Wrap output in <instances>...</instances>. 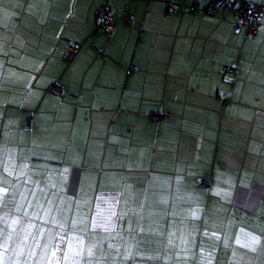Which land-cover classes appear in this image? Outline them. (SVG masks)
Masks as SVG:
<instances>
[{
  "label": "crops",
  "instance_id": "1",
  "mask_svg": "<svg viewBox=\"0 0 264 264\" xmlns=\"http://www.w3.org/2000/svg\"><path fill=\"white\" fill-rule=\"evenodd\" d=\"M232 1L253 39L211 0H0V264H264V0Z\"/></svg>",
  "mask_w": 264,
  "mask_h": 264
},
{
  "label": "built area",
  "instance_id": "2",
  "mask_svg": "<svg viewBox=\"0 0 264 264\" xmlns=\"http://www.w3.org/2000/svg\"><path fill=\"white\" fill-rule=\"evenodd\" d=\"M181 6L177 4H170L168 9L170 12L179 11ZM184 9V8H183ZM189 11L191 13H197L199 10L195 7H190ZM202 12H231L235 15V28L234 34L238 35L241 31V28H245L246 30V38L253 39L256 32V26L261 19V7L255 3H241L239 6H236L232 0H211V2L205 6ZM132 16L125 11L122 16V22L126 25H131ZM116 18L110 14V12L106 8H101L98 10L95 17V31L96 32H104L106 34H111L116 25ZM69 54L77 50L76 45H71L69 47ZM234 66L227 68L228 72H234ZM54 93H61V86L56 85L51 89ZM163 117V116H162ZM153 120H157L156 116H152ZM158 122L161 120L158 119ZM26 130H30V126L25 127ZM197 184L206 185L207 183L203 180H198Z\"/></svg>",
  "mask_w": 264,
  "mask_h": 264
},
{
  "label": "rangeland",
  "instance_id": "3",
  "mask_svg": "<svg viewBox=\"0 0 264 264\" xmlns=\"http://www.w3.org/2000/svg\"><path fill=\"white\" fill-rule=\"evenodd\" d=\"M210 1V0H209ZM188 13H190L191 14V12H188ZM30 126V130L32 129V125H29ZM26 127V126H25ZM24 130L25 131H27V132H30V130H26L25 128H24Z\"/></svg>",
  "mask_w": 264,
  "mask_h": 264
},
{
  "label": "trees",
  "instance_id": "4",
  "mask_svg": "<svg viewBox=\"0 0 264 264\" xmlns=\"http://www.w3.org/2000/svg\"><path fill=\"white\" fill-rule=\"evenodd\" d=\"M256 4V3H255Z\"/></svg>",
  "mask_w": 264,
  "mask_h": 264
}]
</instances>
